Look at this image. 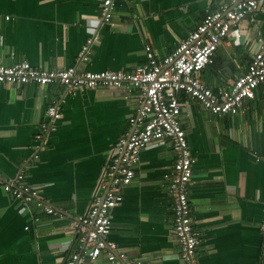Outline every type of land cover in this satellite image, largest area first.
<instances>
[{
	"label": "crops",
	"instance_id": "1",
	"mask_svg": "<svg viewBox=\"0 0 264 264\" xmlns=\"http://www.w3.org/2000/svg\"><path fill=\"white\" fill-rule=\"evenodd\" d=\"M226 1L114 0L113 19L104 23L102 0H0V63L133 70L146 61L147 46L159 58L172 53ZM241 29L240 42L232 32L201 73L216 92L247 70L264 43V13ZM91 37L97 39L90 59L78 62ZM54 99L62 100V117L25 173L65 216L48 215L35 203L24 207L0 191V264L66 263L78 247L70 221L89 209L109 151L139 107L135 89L97 86L70 93L59 85L0 83L1 178L14 177L32 159L35 134ZM180 100L195 159L189 199L200 233L199 264H264V84L236 114H213L186 95ZM175 158L168 138L144 147L134 178L123 187L124 200L111 211L110 239L144 264H182L169 187ZM93 264L111 263L101 255Z\"/></svg>",
	"mask_w": 264,
	"mask_h": 264
},
{
	"label": "built area",
	"instance_id": "2",
	"mask_svg": "<svg viewBox=\"0 0 264 264\" xmlns=\"http://www.w3.org/2000/svg\"><path fill=\"white\" fill-rule=\"evenodd\" d=\"M100 16L104 23L112 21L114 0H102ZM264 13V0H227L208 11L197 27L170 54L159 58L149 46L146 61L133 70L80 69L76 65L54 69L34 66L27 60L11 65L0 63V83L40 86L59 85L67 92L82 87H116L137 90L139 107L129 118L128 130L109 151L108 160L93 201L86 213L71 219L70 227L77 234L78 247L67 257L65 264H93L105 255L111 264H144L139 257H131L110 239L111 211L122 203L123 187L136 174L141 150L155 141L170 139L175 151L174 169L169 176L174 200L173 233L180 248L182 264H199L200 233L192 222L189 185L195 161L182 122L181 95L199 101L205 109L217 115L236 114L246 98H253L257 87L264 84V43L260 42L248 65L230 87L214 91L201 77L203 69L213 61L220 45L232 32L240 42L243 22L257 23ZM9 18V16H6ZM97 37L88 38L78 55V62H87ZM61 99H54L47 107V120L42 121L35 134L33 155L23 169L10 178L0 177V191L20 202L24 207L35 203L48 215L64 218L65 214L47 203L40 189L29 183L25 167L38 160L47 135L57 129L62 117ZM99 190H105L99 194ZM39 216L34 220L38 221ZM29 228V225L26 226Z\"/></svg>",
	"mask_w": 264,
	"mask_h": 264
}]
</instances>
